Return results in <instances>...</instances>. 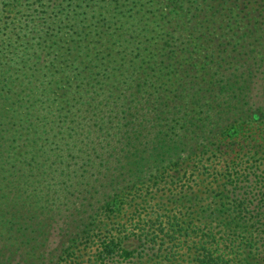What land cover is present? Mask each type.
I'll use <instances>...</instances> for the list:
<instances>
[{
	"label": "trees",
	"instance_id": "16d2710c",
	"mask_svg": "<svg viewBox=\"0 0 264 264\" xmlns=\"http://www.w3.org/2000/svg\"><path fill=\"white\" fill-rule=\"evenodd\" d=\"M83 241L264 264V0H0V264Z\"/></svg>",
	"mask_w": 264,
	"mask_h": 264
},
{
	"label": "rangeland",
	"instance_id": "374dc122",
	"mask_svg": "<svg viewBox=\"0 0 264 264\" xmlns=\"http://www.w3.org/2000/svg\"><path fill=\"white\" fill-rule=\"evenodd\" d=\"M246 141L250 140L249 136H245L244 138ZM160 194V193H157ZM129 199V197H127ZM138 199H136L134 197V200H130V204L131 206H127L125 203L122 207V210L118 213H114L110 216H106V215H99L98 218L96 220H94L93 222H95L96 226H101L102 228H117L115 227L117 224L119 225V228L122 229V227L124 226V224L127 222L130 212L133 209V205L134 202L137 201ZM117 223V224H116ZM122 225V227L120 226ZM97 230V229H96ZM94 230V231H96ZM57 237L54 238V240H56ZM83 244H86V241L81 242V244L78 245V249L83 248ZM96 245H87L85 247L84 250H80V252L77 253V256L75 255V261L77 262V264H91L93 263L92 260L94 259L92 256L94 254V250H95ZM91 262V263H90Z\"/></svg>",
	"mask_w": 264,
	"mask_h": 264
}]
</instances>
